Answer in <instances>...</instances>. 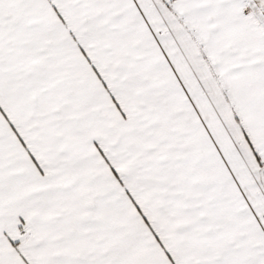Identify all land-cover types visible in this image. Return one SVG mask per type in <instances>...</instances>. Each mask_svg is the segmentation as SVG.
Here are the masks:
<instances>
[{
	"label": "snow or ice",
	"instance_id": "1",
	"mask_svg": "<svg viewBox=\"0 0 264 264\" xmlns=\"http://www.w3.org/2000/svg\"><path fill=\"white\" fill-rule=\"evenodd\" d=\"M0 264H264V0H0Z\"/></svg>",
	"mask_w": 264,
	"mask_h": 264
}]
</instances>
